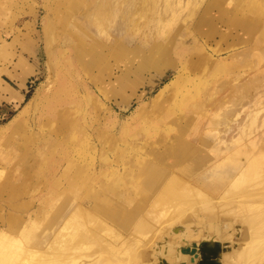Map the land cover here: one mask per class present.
<instances>
[{
  "label": "rangeland",
  "instance_id": "rangeland-1",
  "mask_svg": "<svg viewBox=\"0 0 264 264\" xmlns=\"http://www.w3.org/2000/svg\"><path fill=\"white\" fill-rule=\"evenodd\" d=\"M174 1L179 6L172 23L163 0H0V232L16 237L24 222L36 220L40 233L61 203L74 210L90 202L95 206L80 215L75 243L96 240L110 227L118 264L130 255L136 264H150L153 250L159 262L170 255L173 264H197L181 249L212 240L199 227L203 223L192 222L187 235L194 239L173 244L168 240L175 238L166 236L174 231L162 229L158 208L177 191L166 190L170 175L208 190L207 168L192 174L158 170L162 182L156 190L144 176L150 162L168 158L163 154L172 139L195 136L196 126L207 121L219 126L225 106L236 109V121H247L262 101L256 121L263 117V91H239L229 82L247 84L250 66L264 68V0H217L214 21L194 30L200 39L194 50L175 46V40L193 44L186 22L209 0ZM252 17L261 22V39L229 52L227 42L238 40L236 29ZM161 88V99L149 104ZM253 141L252 150H259ZM235 203L232 211L263 229L264 218L251 216L255 207ZM218 222L222 236L216 241L231 239V225ZM242 235L227 246L224 264H253L234 256L245 229ZM20 258L33 264L21 249L13 264Z\"/></svg>",
  "mask_w": 264,
  "mask_h": 264
},
{
  "label": "bare ground",
  "instance_id": "bare-ground-1",
  "mask_svg": "<svg viewBox=\"0 0 264 264\" xmlns=\"http://www.w3.org/2000/svg\"><path fill=\"white\" fill-rule=\"evenodd\" d=\"M163 1L165 4L167 3L165 6L168 7L171 13L170 16L173 15V23L175 20V11L179 5H177L174 0ZM216 5L217 0H209L207 1V6H202L205 8L201 7L200 12L192 13L190 15V21L186 23L187 29L189 30L188 36L193 44H188L187 40H175V46L183 45L185 48L187 46L193 50L197 49L200 39L196 34H193L194 30L206 29L208 23L214 21L213 18L216 14L213 8ZM220 9L224 8L221 7ZM227 9L225 11L231 13L230 10ZM221 11H218L219 15H221ZM223 13L222 11V14ZM160 21L162 20L160 19ZM246 21L249 23L243 26L241 31L236 29L235 37L238 40L231 39L227 42L226 49H228L229 52L238 49L239 44L243 43L245 45L242 46L245 47L256 43L257 39H261V30L259 32L261 22L256 18L253 19V17L246 19ZM252 47L254 48V46ZM256 49L258 51V48ZM256 49L251 48V52L256 51ZM248 51L250 52V49ZM245 53H247V50L244 51V54ZM250 67L251 75L249 74L250 77L244 80L247 84L240 83L239 81L237 82L235 78L232 81L230 80V85L233 88L240 89L239 91L243 90L245 87H251L253 88L251 92L260 90L263 91L264 94V68L261 69L262 66L260 67L259 64L256 63L254 66ZM163 92L164 88H161L154 95L152 98L153 100H151L149 104L157 103V101L161 99ZM234 92L235 91H231L230 94ZM262 106V101L255 104L254 108L247 114V121H236V109H233L231 106L230 108L229 106H225L222 113L223 115H220L222 116L220 117L222 121L218 122L220 124L219 126H217V122L207 121L203 116V120L201 121H207L208 123L206 122L201 126H196L195 136L188 133V136H186L188 138L186 139L182 136H178L177 140L172 139L173 141L171 142V146L168 147V152L163 154V156H165L168 153V158H165L160 163H149L148 172L150 173L148 174L149 176L146 174L144 179L148 178L147 184L153 186L155 188L154 190L158 189L162 182L161 176H158V170L170 171L174 169L192 174L207 168V178L209 179V182H207L208 190L190 180L188 181L189 178L185 180L175 174L174 176L170 175L168 178L169 180L164 182L170 187L166 188L165 186L164 188H166V190H171V188L177 190L176 192L169 193V196H163L166 200L168 199L166 196L169 198L171 196V201L169 202L168 199L169 203L164 202V204H161L163 205L161 208L160 202L158 208V214L162 219V229L171 230L170 232L167 230V233L165 231V234L174 231L172 235L170 234L166 237L170 239L174 237L175 240L168 241L176 244L180 241H191L194 239V237L192 239L189 237L193 234L188 233L187 235V232H191V224L197 220L203 223L199 227H205L203 230H205V232L208 231L207 238L212 237V239L215 238L214 240H216V237L220 238L222 236L220 234L221 230L218 221H227L231 225V235L229 236L231 239L222 240V245H229L232 241L235 243L238 236H243V230L245 229L247 237L243 240V243L235 249L234 256L236 255L240 260H244L248 263L264 264V232H262L264 226L261 230L259 224H256L250 219L251 222L247 219H242L241 216H239L241 213H238L240 210L232 211L233 206L231 205L235 202L237 204L243 202L251 208L255 207L254 212L250 210L251 216L257 213L261 219L264 218V185L260 184L263 180L258 182V179L262 175L264 176V113H262L263 117H261L259 121H256L259 112L263 109ZM184 130L188 132L189 128ZM244 135H246V138H244ZM253 135H255L254 139L251 138ZM253 140L257 141L259 150H252ZM165 150L166 147L164 146V151ZM174 170L171 172H174ZM143 182L145 183V181ZM252 182H258L257 186L255 184L253 187L250 185V187L248 184ZM165 184H163V186ZM241 191H243V193ZM236 203L233 204L234 207ZM91 206L95 205H92L90 202H83L73 210L66 202L61 203L54 217L47 222V225L45 224L46 227H43L40 233H35L38 229L36 220H31L27 224L24 222L27 226L23 223L16 237L11 233H6L4 230L1 231L0 264H13L15 262L14 260L17 259V254H19L20 249L30 255L32 259L28 258L27 260L33 261V264H118L117 261H119V259L115 256L117 245L113 240H109L107 236L109 231L112 232L110 227L104 228L103 232L99 233L101 237L97 236L96 240L89 241L83 239L81 242H74L75 235L78 231L76 224L80 219V215H82V218L86 217L87 212L91 211ZM246 211L247 210L244 212ZM246 214L244 216H246ZM207 218L217 222L210 221L205 223V221H208ZM114 220L121 221L122 225L128 223L125 219L120 220L117 216H115ZM180 225L181 227H178ZM235 227L238 229L237 234L234 232ZM113 229L115 230L116 228L113 227ZM178 229L181 233L174 235L175 232H178ZM163 231H161V233ZM198 234H194L196 240H198L200 236L202 237L204 232L200 233L199 236ZM159 236L161 239V235ZM24 242L28 243V245H25ZM94 242L95 244H93ZM152 245L153 244H151V246ZM9 247L16 248V250H5V248ZM154 252L155 250H153V253L150 252L152 256V258L150 257V264H160V262L163 264V260L166 264H173V257L170 258V255H167L165 259L159 262V257H157V259L154 256ZM224 253L225 250L222 251L220 256V260H222L221 264H224L225 261ZM96 254L100 255L94 256ZM27 257L29 256L27 255ZM177 257L178 256H176V258ZM19 261L23 264L25 260L23 258L21 260L20 258ZM26 262L27 261H25V263ZM17 263L20 264L18 261ZM28 263L29 261L26 264ZM125 264H136L133 255L127 257V262Z\"/></svg>",
  "mask_w": 264,
  "mask_h": 264
},
{
  "label": "water",
  "instance_id": "water-1",
  "mask_svg": "<svg viewBox=\"0 0 264 264\" xmlns=\"http://www.w3.org/2000/svg\"><path fill=\"white\" fill-rule=\"evenodd\" d=\"M228 245H222L221 242L216 240L205 239L199 244H192L191 247L181 249L184 254L193 256L192 262L197 259V264H221L220 256L222 251L226 250ZM163 264H166L163 260Z\"/></svg>",
  "mask_w": 264,
  "mask_h": 264
},
{
  "label": "trees",
  "instance_id": "trees-1",
  "mask_svg": "<svg viewBox=\"0 0 264 264\" xmlns=\"http://www.w3.org/2000/svg\"><path fill=\"white\" fill-rule=\"evenodd\" d=\"M10 115H12V114H10ZM11 117V116H10Z\"/></svg>",
  "mask_w": 264,
  "mask_h": 264
}]
</instances>
